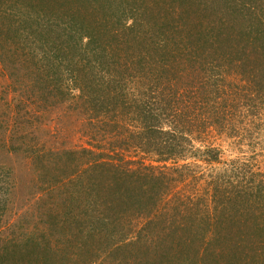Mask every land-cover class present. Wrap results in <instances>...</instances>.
<instances>
[{"label": "trees", "instance_id": "trees-1", "mask_svg": "<svg viewBox=\"0 0 264 264\" xmlns=\"http://www.w3.org/2000/svg\"><path fill=\"white\" fill-rule=\"evenodd\" d=\"M30 8L36 14V24L43 20L42 14L48 19L46 25L31 30L26 38L32 35L41 42L42 49L47 45L50 55L51 51L57 52L54 58L42 57L38 68L32 71L31 80L37 86L34 94L44 100L65 95L63 85L69 79L81 88L83 97L99 93L93 107L96 113L91 117L96 119L97 133L90 147L83 149L76 171H70L68 176L78 178V185L85 187V175L93 170L94 176L102 180L101 187L106 184L105 192H99V196L104 195L117 210L116 205L122 207L131 202L151 210L152 204L163 198L165 182L176 180L171 176L169 162H178L189 135L219 127L230 138H243L241 122L236 119L239 101L260 103L264 108V0H0V29L9 34L20 33L15 27L29 21L27 16L32 13L26 10ZM150 28V48L131 52L128 39L144 40L145 30ZM73 52H78L80 58L72 64L69 75H63V69L59 74L57 70L64 65L68 68L76 57ZM232 75L235 77L230 78ZM86 84L96 89L90 94V85ZM178 84L192 88L196 101L191 109L177 108L171 101H166L161 109L149 106L158 93ZM104 101H112L113 105ZM136 138L143 140L144 151L164 168L128 170L131 162L117 143L130 145ZM204 151L213 155L218 149L207 146ZM209 160L216 161L212 156ZM234 163L236 166L230 171L243 175L244 184L236 187L229 173L220 178L213 186L214 212L232 211L233 197L229 196L238 189L235 197L244 204L243 209L253 207L246 217L252 216L257 212L256 202H264V182L259 181L262 172L256 173L247 161L238 159ZM186 176L182 175L177 182L185 181ZM62 177L58 183H62ZM261 208L264 217V204ZM203 209L188 197L177 205L172 216L173 222L169 224L174 226L175 235L171 234L169 240L146 232L142 240L123 236L114 248L133 258L137 244L144 241L138 250L143 253L144 262L146 258H157L153 264L183 262V253L189 264H253L260 252L254 251L253 258L248 260L244 251H253L252 246L247 248L240 238L235 240L230 235L235 223L241 221L238 213L234 212L237 219L216 214L204 217L198 214ZM215 218L224 224L222 239L227 241L220 245L217 254L201 252L204 243L213 240L210 229L203 224L212 228ZM112 220L113 226L120 225L118 219ZM262 226L259 249L264 250V221ZM154 235L155 244H146ZM2 256L4 264H26L12 250L5 256L2 252ZM31 259L28 258L30 262Z\"/></svg>", "mask_w": 264, "mask_h": 264}, {"label": "rangeland", "instance_id": "rangeland-1", "mask_svg": "<svg viewBox=\"0 0 264 264\" xmlns=\"http://www.w3.org/2000/svg\"><path fill=\"white\" fill-rule=\"evenodd\" d=\"M26 11L32 15L28 14L29 21L24 22L25 25L15 27L21 30L20 33L13 31L9 34L7 30L0 29V264H4L5 260L2 252L5 256L11 250L26 264H153L157 258H146L144 262L143 253L138 250L144 241L137 244L135 251L132 249L138 255L134 254L133 258L127 253H119L114 243L123 236L133 241L137 238L142 240L146 232H155V235L169 240L171 234L175 235L174 226L170 225L172 216L177 205L188 197L205 208L203 213H198L204 217L216 214L217 217L227 215L229 219H237L234 213L237 212L242 222L235 223L230 235L235 240L240 238L243 246H252L253 251L246 250L242 254L245 258L251 260L254 251L260 252L252 263L264 264V250L259 249V236L263 234L259 230L263 228L264 221L261 207L264 202H256L257 212L246 217L253 207L246 205L247 208H242L244 204L235 197L238 189L229 196L233 197L230 200L232 211L228 209L227 214L226 211L214 212L212 195L213 186L225 174L229 173L228 177L236 187L244 184L243 175L236 170L230 171L235 168L234 162L238 159L249 162L256 173L262 172L259 181L264 182V108L260 103L241 100L237 105L240 110H236V119L241 122L239 126L243 138H230L219 127H208L191 137L187 134L184 155H179L176 163L169 162L171 176L176 180L165 182L166 188L161 191L163 198L158 199L156 205L152 204L151 210L141 209V205L133 202L122 207L116 205L117 210L107 198L105 200L104 195L99 196V192H105L106 184L101 187L102 180L94 176L93 170L85 175V178L88 177L83 184L85 187L78 185V178L68 176L70 171H76L83 149L90 147V141L97 133L96 119L93 121L92 115L96 113L93 107L99 93L83 97L81 88L74 86L69 79L64 81L65 95L57 94L44 100L34 94L37 86L31 80L34 77L32 71L38 68L42 57L54 58L57 52L51 51L50 55L47 45L42 49L41 42L34 40L32 35L26 38L31 30L46 25L48 19L42 14L43 20L39 19V24H36L34 11L31 8ZM140 30L144 32L142 28ZM151 31V28L145 30L144 40L128 39L131 52L150 48L153 38L148 36ZM50 41L55 49L57 44L51 38ZM72 54L76 57L69 62L68 68L66 65L59 68V74L63 69V75H69L72 64L77 57L80 58L78 52ZM86 85H90V94L96 89L92 84ZM193 96L192 88L178 84L162 94L158 93L149 106L161 109L166 101H171L177 108L187 106L191 109L196 101ZM102 103L113 105L112 101ZM178 137L181 138L180 133ZM117 144L124 148L123 155L131 162L128 170L148 171L147 166L155 167L156 171L164 168L144 151L143 140L136 138L125 146L120 142ZM207 146L216 147L217 154L205 152ZM211 156L216 161H210ZM182 175H187L186 180L177 182ZM60 177L64 179L62 183H58ZM261 193L264 196V187ZM112 219H118L120 225L113 226ZM156 219L160 220L154 221ZM216 220H212V228L208 223L203 224L210 229L208 233L211 232L213 240L205 242L201 252L208 250L217 254L220 245H225L227 241L222 239L224 224ZM155 235L147 239L146 244H155ZM183 254V262L172 261L170 264H189L187 255ZM28 258H32L31 262Z\"/></svg>", "mask_w": 264, "mask_h": 264}]
</instances>
